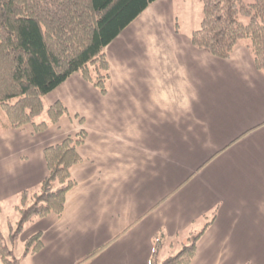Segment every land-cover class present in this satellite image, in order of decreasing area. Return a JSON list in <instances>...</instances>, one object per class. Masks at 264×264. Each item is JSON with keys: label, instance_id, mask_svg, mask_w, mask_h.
Instances as JSON below:
<instances>
[{"label": "crops", "instance_id": "obj_1", "mask_svg": "<svg viewBox=\"0 0 264 264\" xmlns=\"http://www.w3.org/2000/svg\"><path fill=\"white\" fill-rule=\"evenodd\" d=\"M177 1L107 46L106 94L75 73L44 97L69 115L0 130L3 211L40 186L46 147L87 132L63 213L20 235L42 232L29 264H151L157 238L166 258L208 222L189 264H264V73L247 40L226 59L195 47Z\"/></svg>", "mask_w": 264, "mask_h": 264}, {"label": "trees", "instance_id": "obj_2", "mask_svg": "<svg viewBox=\"0 0 264 264\" xmlns=\"http://www.w3.org/2000/svg\"><path fill=\"white\" fill-rule=\"evenodd\" d=\"M156 1L0 0V130L32 124L41 132L69 115L62 101L46 107L44 97L75 73L106 94L111 80L107 46ZM191 40L223 59L247 40L264 73V0H203V16ZM45 112L48 119L39 122ZM86 138L82 129L46 147L48 173L37 189L21 193L19 219L10 235L14 242L27 224L63 213L67 194L77 183L72 169L82 160L79 149ZM210 223L166 258L160 257L164 242L157 238L151 264H189ZM42 248V232L34 233L25 241L22 258ZM13 256L0 229L2 263L17 264Z\"/></svg>", "mask_w": 264, "mask_h": 264}, {"label": "rangeland", "instance_id": "obj_3", "mask_svg": "<svg viewBox=\"0 0 264 264\" xmlns=\"http://www.w3.org/2000/svg\"><path fill=\"white\" fill-rule=\"evenodd\" d=\"M243 1L245 3L254 2V0ZM176 10L180 17V27H182V29H188L190 27V29L193 31L199 27L203 16V0H178L176 4ZM43 119H48L46 112L38 118V121L40 122ZM20 204L21 200H19L15 207H7L4 209V211L2 208L0 209V229L5 237V242L13 250V257L17 260V264H29V260H24L22 258L25 250V241L28 237L25 239L24 234L20 236L15 242L10 237L11 233L15 229L16 222L19 219V212L16 207ZM0 264H3L1 258Z\"/></svg>", "mask_w": 264, "mask_h": 264}]
</instances>
